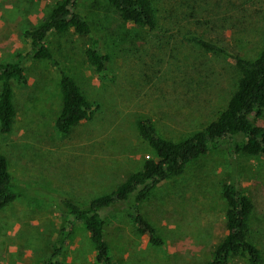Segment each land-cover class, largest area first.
<instances>
[{
    "label": "rangeland",
    "instance_id": "obj_1",
    "mask_svg": "<svg viewBox=\"0 0 264 264\" xmlns=\"http://www.w3.org/2000/svg\"><path fill=\"white\" fill-rule=\"evenodd\" d=\"M54 0H0V62L19 61L26 81L12 84L16 117L0 134V153L12 181L71 198L79 205L108 192L141 168L150 150L136 130L149 117L158 135L180 140L224 108L238 74L227 58L202 50L191 34L217 41L254 59L264 46V0H151L157 28L123 22L106 0H78L76 11L109 57L106 75L83 56L86 38L50 34L47 46L94 104L90 117L68 134L54 127L61 96L58 73L46 61L23 55L24 29L36 25ZM264 127V112L258 119ZM234 180L251 200L247 239L264 264V159L225 147L186 164L160 182L139 208L161 238L152 245L116 204L101 211L103 236L120 264H203L225 235L221 187ZM56 208L40 197H18L0 208V264H40L57 234ZM63 264H97L82 223L74 225L60 254ZM232 264H250L232 257Z\"/></svg>",
    "mask_w": 264,
    "mask_h": 264
},
{
    "label": "trees",
    "instance_id": "obj_2",
    "mask_svg": "<svg viewBox=\"0 0 264 264\" xmlns=\"http://www.w3.org/2000/svg\"><path fill=\"white\" fill-rule=\"evenodd\" d=\"M123 22L140 26L147 31L157 28V16L151 0H106ZM78 0H54L50 11L39 22L22 31L26 42L23 55L34 60L46 61L58 73L61 105L54 119V127L61 134L90 117L94 104L87 100L74 78L68 75L60 61L47 46L50 34L85 37L83 56L92 70L106 75L108 55L102 51L97 39L91 35L88 22L77 13ZM205 52L227 58L238 78L228 100L221 110L201 129L180 139L171 140L157 134L149 117L136 121L138 136L146 142L153 156L145 159L140 169L130 172L108 192L94 196L85 205H79L68 197L49 191L29 188L12 181L8 161L0 153V208L18 197L33 195L49 201L57 211L58 229L49 254L40 264H63L60 254L68 244L74 225L82 223L94 245L97 264H120L115 261L103 236L101 211L116 204L123 205V212L136 231L152 245L162 240L140 211L139 204L160 182L182 173L188 162L211 149L225 147L229 153H241L264 159V127L258 123L264 112V46L254 59H246L231 52L225 45L191 34ZM25 73L19 61L0 62V134L7 135L14 124L16 110L13 103L12 84H23ZM225 202V235L214 246L211 257L203 264H232V257L247 258L250 264H258L257 247L247 239V218L253 204L238 188L234 180L221 187Z\"/></svg>",
    "mask_w": 264,
    "mask_h": 264
}]
</instances>
